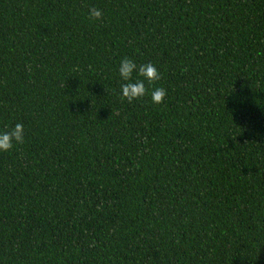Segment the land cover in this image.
I'll return each instance as SVG.
<instances>
[{
  "label": "trees",
  "instance_id": "obj_1",
  "mask_svg": "<svg viewBox=\"0 0 264 264\" xmlns=\"http://www.w3.org/2000/svg\"><path fill=\"white\" fill-rule=\"evenodd\" d=\"M124 57L161 76L132 103ZM17 123L0 264H264V0H0Z\"/></svg>",
  "mask_w": 264,
  "mask_h": 264
},
{
  "label": "clouds",
  "instance_id": "obj_2",
  "mask_svg": "<svg viewBox=\"0 0 264 264\" xmlns=\"http://www.w3.org/2000/svg\"><path fill=\"white\" fill-rule=\"evenodd\" d=\"M90 19L99 20L103 17L101 9L92 7L89 9ZM121 79L125 82L121 84V100L132 103L149 94L147 85L161 79L157 67L152 63L137 65V63L124 57L120 61L118 68ZM136 73L138 78L133 80V74ZM142 78V79H141ZM167 96V91L163 87L153 88L150 97L154 104H161ZM25 140V128L21 123L15 124L7 130L0 131V152H8L17 144H23Z\"/></svg>",
  "mask_w": 264,
  "mask_h": 264
}]
</instances>
